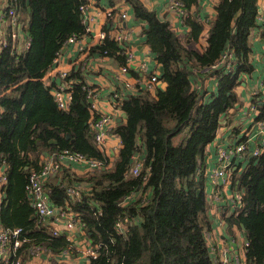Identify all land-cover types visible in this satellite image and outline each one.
<instances>
[{"label": "trees", "instance_id": "1", "mask_svg": "<svg viewBox=\"0 0 264 264\" xmlns=\"http://www.w3.org/2000/svg\"><path fill=\"white\" fill-rule=\"evenodd\" d=\"M179 1L182 19L191 39L196 40L203 29L197 18V0ZM25 2L13 0V5L25 13ZM128 2L133 17L145 22L146 43L162 69L158 81L166 86L155 94L140 89L123 93L117 100L125 120L110 132L121 143L112 166L108 153L93 141L90 121L98 115H91L88 109L90 87L82 66L73 67L65 78L71 82L66 110L57 107L52 86H45L42 80L67 39L87 35L81 10L87 2L29 0L27 50L14 56L4 49L0 54V93L7 90L0 96V164H6L7 176L0 225L3 229L20 227L22 236L28 238L12 261L25 258V253L31 255L35 245L52 253L71 246L64 234L54 236L42 225L25 192L29 173L42 164L40 155L67 150L101 163L98 170L79 180L88 183V190L70 203L90 244L97 249L88 264H216L206 241L210 220L203 155L221 118L238 101L235 88L241 75L253 69L250 36L257 25L258 0H219L202 53L186 48L169 23L140 0ZM109 27L103 31L107 33ZM119 51L115 40L106 34L87 52L114 56L123 66L125 57ZM225 51L233 55V68L210 70ZM197 68L207 69L217 80V91L207 103L200 101L192 87L191 77ZM251 104L257 110L255 122H264V93L252 96ZM178 135L181 137L174 143ZM136 154L141 165L133 175ZM232 182L243 190L242 204L223 219L229 227L244 228L245 264H263L264 147L258 157L248 159L239 174L232 173ZM47 185L51 199L63 206L66 186ZM124 217L130 222L126 234L115 229V223Z\"/></svg>", "mask_w": 264, "mask_h": 264}, {"label": "crops", "instance_id": "2", "mask_svg": "<svg viewBox=\"0 0 264 264\" xmlns=\"http://www.w3.org/2000/svg\"><path fill=\"white\" fill-rule=\"evenodd\" d=\"M86 15L83 18V23L86 27L87 35L83 37L84 51L78 52L76 44L73 42H65L64 47L60 51L58 63H54L52 68L42 78L45 86L51 85V94L55 88L59 85L64 86L65 80L59 78L60 72L68 73L73 67L78 65L82 66L83 71H86L85 82L94 89L97 94L95 100V108L97 113L107 112L113 114V123L111 128L118 123L125 120L122 111H114L113 93L115 90L122 92L120 96L125 94L136 93L138 89L144 90L143 85L137 83V79H140L142 75L149 76L156 74L161 76L162 69L160 64L155 60V55L151 52L149 45L146 43V37L144 34L145 22L137 21L133 17V12L129 6L128 0H85ZM143 5L151 11H154L161 20H166L170 28L175 32L181 43L188 49L195 50L198 53H202L207 45L208 31L215 18L214 6L219 0H197V18L201 22L203 29L196 40L191 39L190 29L185 25L182 14L179 11L169 6V0H140ZM3 4L2 10L4 14V22L1 27V36H8L9 32V15L7 8L9 4L13 3V0H0ZM26 11L17 9L18 20L21 23L20 32L21 38L12 40L8 38L6 46H0V54L4 49H8L11 55L23 54L28 46H24L25 40L28 39L29 33L26 30L28 24V16L30 13L29 0H26ZM259 16L257 18V25L253 29L250 36L251 43V63L253 66L250 74H243L240 77L239 85L235 88L238 101L235 105L229 109V111L221 118L220 125L217 129L215 138L209 143L204 151L203 166H204V191L206 198L209 202L208 216L210 220V232L209 237L206 240L210 253L213 256L216 264H245V242L246 234L244 228L233 224L232 227L227 226V223L223 219V216H228L232 213V207L228 204L224 198L219 200H213L212 193L214 185L211 183V177L213 170L216 168V149L218 146L226 147L234 144L237 138H241L243 134L250 137L249 148L253 149L257 141L264 138V124L262 127H258L255 122L257 110L252 108V96L264 93V0H258ZM29 8V9H28ZM114 10H126L128 17L125 21V26L131 33V38L128 42L130 50L136 57V60L144 61L147 64V70L141 72L136 63L129 64V70L123 74V78L127 80L132 86V89L126 90L122 86L123 80L118 76L120 72V61L114 56H91L87 53L90 46L98 44L100 41V33L104 27H108L107 19L103 11L105 9ZM193 6L191 7V11ZM86 23V24H85ZM29 40V39H28ZM192 87L196 90L200 96L202 103H207L212 99V96L217 91V80L209 74L205 69L194 70V74L191 77ZM166 84L159 80L156 83L154 93L159 89L164 90ZM7 90L2 91L0 96L6 93ZM71 100V99H70ZM88 103V109L90 114H93V110L90 109ZM93 118V117H92ZM91 118V120H92ZM184 133V132H183ZM68 135V136H67ZM93 135V134H92ZM69 134H66V138ZM181 136L174 138V143L178 142ZM94 141V138H93ZM49 143H56L55 140H49ZM95 143V141H94ZM120 139L117 136L110 135L103 146L104 151L110 157L109 166H112L115 160L118 149L120 147ZM52 154L51 152H43L40 155V161L45 160L47 156ZM242 159V158H241ZM243 168L248 163V160H244ZM1 164L6 165L4 162ZM239 166V165H237ZM243 168L241 170H243ZM240 171L236 170L237 174ZM91 171L85 164H78L71 161H64L63 166L59 172L50 176L46 181V190L48 191V199L50 203L58 210H65L66 212H73V208L70 203L74 199H79L74 193H71V189L79 190L80 194L83 191L88 190V183L85 181H79L86 177V174ZM60 184L65 185V204L57 205L50 197V189L47 184ZM6 185V184H5ZM85 188V189H82ZM232 186L223 187V192L230 194ZM0 196H3L2 206L5 204L6 187L1 190ZM1 206V207H2ZM1 210V209H0ZM42 225L46 226L47 230L52 232L55 228L60 234H64L66 237L68 234L65 229V219L58 221L56 224H52L50 219H43ZM42 222V221H41ZM83 224V222H82ZM1 226V225H0ZM79 238L80 242H72L71 251L66 257L62 254V251H56L52 253H39V254H26L25 258L18 257L21 264H88V259L84 254V246L81 242L86 238L88 239L84 224L83 231ZM7 252L11 251V248H7ZM17 255H13L15 257ZM0 264H4L0 261Z\"/></svg>", "mask_w": 264, "mask_h": 264}, {"label": "built area", "instance_id": "3", "mask_svg": "<svg viewBox=\"0 0 264 264\" xmlns=\"http://www.w3.org/2000/svg\"><path fill=\"white\" fill-rule=\"evenodd\" d=\"M4 3L0 2V33H1V27L4 22V14H3V7ZM169 6L173 9H176L179 11V14L183 15L184 10L182 8V4L179 0H169ZM86 5L81 7L83 18L85 19L86 15ZM7 12L9 15L8 25H9V32L8 36L3 37L0 34V46H6L8 38L10 37L12 40H17L22 37L20 29H21V23L18 20L17 16V9L13 5V3L9 4V7L7 8ZM103 13L106 16L109 31L106 33L105 31H102L99 35L100 40L105 37L106 34H108L111 38L115 40V42L120 47L119 53L125 57V64L123 66H120V72L118 74L119 77H121L123 80L122 86L124 89L129 90L132 89L133 86L123 78V74L127 73L129 70V64L130 63H136L138 69L141 72H144L147 70V64L144 61L136 60L135 55L130 50L128 46V42L131 38V33L129 29L125 26V21L128 17L127 11L124 10H114L111 9H105ZM83 39H79L76 35H71L67 42H73L76 44L77 51L83 52L85 47L83 44ZM29 45V40L26 39L24 46ZM88 53V52H87ZM59 53L57 57L54 59V63H58ZM234 58L231 52L225 51L221 54L219 61H217L215 64H213L210 67V70H216L221 67H225V69L230 70L233 68L232 62ZM195 70H198L195 69ZM207 71V69H205ZM67 76L66 72H60L59 78L61 80H65ZM158 82V76L156 74L144 76L140 79H137V83H140L143 85V88L145 91H148L150 93H154L156 83ZM64 86H58L55 88L54 92L52 93L54 100L57 104V107L62 110H66L69 107L70 103V83L64 81ZM263 86H264V80H263ZM121 93L115 90L113 93V107L114 111H120V105L119 101H117L119 98H121ZM254 96V94H253ZM88 99H91V102L89 104L90 109L93 110V114H97V118H93L90 121V130L93 134L94 141L97 146L103 148V146L106 143V140L110 136L111 132V124L113 123V114L103 112V113H97L95 108V100L97 99L96 91L92 88L88 89L87 93ZM253 110H256V107L252 105ZM258 127H262L264 124L263 121H258L256 123ZM249 141L250 137L248 135L243 134L241 138H237L234 144L228 145L226 147L218 146L216 149V168L213 170L211 177V183L214 185V190L212 193L213 200H221L224 198L227 200L230 207H232L233 210H237L241 204H242V195L243 190L238 189L237 186L233 187L232 182V173L238 169L240 171L243 168L244 160H248L251 158H256L259 156V154L262 152L264 147V138L260 141H257L253 149L249 148ZM242 158V159H241ZM64 161H71L78 164H85L88 169L90 170H98L101 167V163L98 160L95 159H88L85 156L78 154V153H72L67 150H63L61 152H54L47 156L43 163L41 164L40 168L38 170H32L27 178V182L25 185V192L27 195V198L31 204V206L34 208L35 214L37 218L44 222L43 219H50L52 224L58 223V221L66 220L65 221V229L67 230L68 235L67 240L70 242H80L81 239L79 238L81 232L83 231V224L82 221L79 218L78 213L66 212L65 210H58L55 206H53L50 203V200L48 199V191L46 190V181L47 179L55 175L57 172H59L63 166ZM141 158L139 154H136L134 156V162L131 167V174L137 175L140 170L141 165ZM239 165V166H237ZM242 171V170H241ZM7 182V176H6V165L0 164V192L3 191V188L6 187ZM226 186H232L230 194H226L223 192V187ZM71 193H74L77 197H79L80 192L79 190L71 189ZM223 194V195H222ZM3 203V196H0V209ZM128 218L124 217L122 220H119L115 223V229L119 233L126 234L127 233V226L129 224ZM22 228L17 227L14 229H3L0 226V261H2L4 264H7L10 262V264H21V261L19 258L12 261L10 258L13 257V255H16L17 248L21 246L24 242L28 241V238L22 236ZM52 235L56 236L59 235V231L57 229L52 230ZM209 237V233H206V240ZM71 240V241H70ZM85 244L84 246V254L86 255V258L88 261L90 258L95 257L97 255V249L96 247H93L90 244V241L88 239H84L81 242V245ZM245 245H247V241L245 242ZM7 248H11L10 252H7ZM71 251V246H68L67 249L62 251V254L64 256H68ZM48 253L49 251L44 248L41 245H35L31 248L30 253L31 254H39V253ZM264 264V259H263Z\"/></svg>", "mask_w": 264, "mask_h": 264}, {"label": "water", "instance_id": "4", "mask_svg": "<svg viewBox=\"0 0 264 264\" xmlns=\"http://www.w3.org/2000/svg\"><path fill=\"white\" fill-rule=\"evenodd\" d=\"M29 9V8H28ZM86 24V23H85ZM88 102H91V99H88ZM68 136V135H67ZM243 228V227H242Z\"/></svg>", "mask_w": 264, "mask_h": 264}, {"label": "rangeland", "instance_id": "5", "mask_svg": "<svg viewBox=\"0 0 264 264\" xmlns=\"http://www.w3.org/2000/svg\"><path fill=\"white\" fill-rule=\"evenodd\" d=\"M82 189H85V188H82Z\"/></svg>", "mask_w": 264, "mask_h": 264}]
</instances>
